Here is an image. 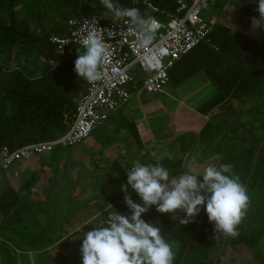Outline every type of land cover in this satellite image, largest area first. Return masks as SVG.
<instances>
[{
    "label": "trees",
    "instance_id": "obj_1",
    "mask_svg": "<svg viewBox=\"0 0 264 264\" xmlns=\"http://www.w3.org/2000/svg\"><path fill=\"white\" fill-rule=\"evenodd\" d=\"M120 3L139 8L142 14H151L160 22L175 14L177 8L175 0H120ZM227 3L234 4L250 18L258 17L252 0H214L211 4L213 16L219 15ZM147 4H152L157 11ZM92 15L109 13L100 0H0V152L3 147L15 150L28 144L52 140L68 130L73 121L75 101L84 95L88 82L79 79L73 70L77 47L73 55H59L49 39L67 35L70 20ZM207 38L208 45L200 43L168 71V83L178 85L198 70H204L217 88V94L206 103L205 109L218 107L221 114L226 113L223 124L229 125L230 122H237L238 111L247 105L248 96L264 86V27L255 39L242 31L214 23ZM127 89L130 93L135 91L133 85ZM246 133L242 137L234 135L233 131L223 135L218 148L221 154L222 145L230 136L231 139L248 143L247 147L238 149L236 144L230 142L231 139L228 140L221 162L232 165V172L243 185L257 152L255 144L261 141L264 128L258 136ZM188 149L189 145H184L181 152ZM141 162L157 161L146 158ZM159 162L169 169L170 179L183 172L181 158L166 157ZM129 164H122L120 160L110 164L109 175L118 181L119 187L115 192L103 196L104 204L112 206L109 211L129 213L123 199L125 193L121 192V185L127 181ZM255 184L264 185V146L246 191ZM131 191L129 188L128 192ZM132 199L139 202L134 193ZM90 201L81 206L78 201L70 205L59 214V219L65 213L74 216L83 207L89 206ZM16 202V193L7 182L0 193V215L3 220L0 224V248L5 252V264H18V251L42 250L61 239L57 234L55 237L47 236L46 228L35 230L34 227L32 230L39 211L16 207ZM30 211L31 215L28 214ZM201 212L186 225L171 219L169 214L157 213L155 207L150 208L142 218L161 227L165 239L177 244L173 264H180ZM57 224H50V229L61 231L63 225L56 228ZM237 232L235 237L227 236L221 256L227 246L245 247L253 259H258V244L264 238V227L245 233L239 224ZM223 236V233L214 232L213 225L204 214L183 264H212ZM68 241L69 238H65V244ZM69 256L64 257L63 264H67ZM220 261L219 258L217 264Z\"/></svg>",
    "mask_w": 264,
    "mask_h": 264
},
{
    "label": "clouds",
    "instance_id": "obj_2",
    "mask_svg": "<svg viewBox=\"0 0 264 264\" xmlns=\"http://www.w3.org/2000/svg\"><path fill=\"white\" fill-rule=\"evenodd\" d=\"M114 22H122L135 32L139 46L149 48L156 35L158 20L151 14H142L139 8L128 7L120 0H100ZM258 17L252 18L256 27H264V0H252ZM155 11L152 4L148 5ZM70 20L69 24H75ZM112 33L99 24L95 15L84 18L78 36L74 72L77 77L93 84L102 79V64L109 55L104 33ZM126 184L121 192L128 214L107 211V217L81 238V264H173L172 244L162 235L161 227L145 221L142 216L155 207L157 213L185 217L179 223L186 225L203 210L214 232L237 236L249 205V196L232 165L209 164L202 175L185 171L170 179V171L157 160L155 163L132 161L126 172ZM131 188V193L128 189ZM139 198L134 202L132 194ZM112 207V206H111Z\"/></svg>",
    "mask_w": 264,
    "mask_h": 264
},
{
    "label": "crops",
    "instance_id": "obj_3",
    "mask_svg": "<svg viewBox=\"0 0 264 264\" xmlns=\"http://www.w3.org/2000/svg\"><path fill=\"white\" fill-rule=\"evenodd\" d=\"M207 10L208 8L205 11ZM225 14L226 12L222 10L219 15L207 16L208 18L205 19L240 31L236 26H230L224 22ZM228 22L234 21L229 20ZM259 28L262 30V27ZM242 32L247 34V31L243 30ZM247 35L257 39V36L252 34ZM184 82L192 85L193 91L188 95L194 94V96H198L202 93V95L204 94V98L195 107L188 106L182 100H179L177 102V109L172 114L166 109L161 110L159 108L158 110H154L153 108H146V105L148 107L149 104H146L145 100L160 98L165 93L147 94L142 91H134L137 95L131 93L129 100L111 113L102 125L103 136L108 145L105 147L106 150L103 154L97 152L96 155L92 154L90 159L86 160V164H91L93 168L91 175H95L96 178L98 175L95 173V170H109L110 164L115 160H120L122 164L130 163L131 167L132 163L130 160L143 161L146 158H152L157 161L166 157L173 159L181 158L183 172L190 171L197 175H202L204 168L209 164L218 165L220 157L218 148L223 135L219 128L223 125L222 121L224 118L222 117L226 113L221 114L218 107L211 110L205 109L206 103L217 94V88L209 80L204 70H198L178 85ZM180 108L181 111H179ZM119 133V140L113 143V137H117ZM184 145H189V149L182 153L181 147ZM57 150L18 161L0 176V193L8 182L17 196L16 207L25 209L35 208L39 211L35 216L36 224L31 227L32 230L34 227L35 230H39L40 228H47L52 223H58L60 220L59 214L77 202L74 196L76 193L73 191V194H69L66 184L61 188H59V184L60 182L65 183L66 173H68V176L73 177L71 175L73 172L74 176L75 174L77 176L80 174L81 176L82 172L79 167H70L68 171L66 169H61L60 171L55 165L56 159L66 161L67 157L66 159L62 157ZM84 157V154H80L79 161L84 160ZM54 165L56 166L55 168ZM60 165L65 166L63 162ZM76 177L75 179H77ZM28 179H30V182L26 183ZM75 179L73 177V180ZM105 182L107 184L105 188L108 191V186L113 184L115 180L109 175ZM52 200L57 202L56 207L59 210L54 211L52 216H49L42 207L49 204ZM96 204L99 207L96 206L97 210H93ZM88 205L89 210L93 214L83 217L84 220L81 222L83 224H92L106 218L107 211L111 208L109 204H104V197L90 201ZM169 216L173 220H180L185 217V214L182 211H178L175 214L169 213ZM2 221L0 215V224ZM78 232L80 231L67 232L62 226L61 233L59 234V237H61L60 242L37 252L18 251L17 253L29 256V259L25 261L27 264H43V261L39 260L37 256L50 251L56 257L53 264H63L64 257L66 256L65 249H70L67 247L69 243L65 244V238L68 237L70 242L75 235H78ZM171 244L175 246V251L177 244Z\"/></svg>",
    "mask_w": 264,
    "mask_h": 264
},
{
    "label": "built area",
    "instance_id": "obj_4",
    "mask_svg": "<svg viewBox=\"0 0 264 264\" xmlns=\"http://www.w3.org/2000/svg\"><path fill=\"white\" fill-rule=\"evenodd\" d=\"M213 1L175 0L176 13L169 15L166 21H158L155 39L149 48L140 47L137 34L129 31L122 22H114L110 14L95 15L100 26L112 30V33H104L109 55L102 64V79L88 83L84 95L75 101L73 121L65 133L55 139L15 150L3 147L0 152V175L18 161L80 144L129 100V85H133L135 91L147 94L164 93V87L169 82L168 71L175 63L200 43L209 44L207 34L215 22L206 20L202 12ZM90 17L72 19L76 23L69 24L67 35L50 37L49 41L59 55H73L74 48L80 47L78 36L74 34L83 27L84 18Z\"/></svg>",
    "mask_w": 264,
    "mask_h": 264
},
{
    "label": "rangeland",
    "instance_id": "obj_5",
    "mask_svg": "<svg viewBox=\"0 0 264 264\" xmlns=\"http://www.w3.org/2000/svg\"><path fill=\"white\" fill-rule=\"evenodd\" d=\"M223 11L226 12L224 22H226L230 26H236V28L240 29V31H247V34H252L254 36H257L258 38L261 28L254 26L252 23V18L242 13V11L239 8H236L234 4L227 3ZM213 12L214 11L212 6H209L207 11L202 12V15L204 18H208L207 16H213ZM229 20H232L234 22L230 23L228 22ZM192 91V85L188 84V82H184L181 85H173L169 83L164 87V96H160V98L156 99H149L148 101L145 100L144 102H146V104H149L148 107L146 105V108H153L154 110H158L159 108H161V110L166 109L172 114V112L177 109V102L179 100H182L188 106L193 107H195L201 100H203L204 94L202 95V93L198 96H194V94L188 95ZM134 95H137L136 92L134 93ZM247 100V105L242 107L238 111L240 113L238 114V117L236 119L237 122H230L229 125L223 124L219 128L221 134L226 135L230 134V132L233 131L234 135L242 137L243 134H247V131L249 134H253L254 136L260 135V132H262L264 128V86L253 91L248 96ZM153 109H151V111H153ZM179 111H181V108ZM222 122L224 123V119ZM102 128V126L96 128L87 139L83 140L80 144L73 148H58L57 150V152H59L62 157H64L65 159L67 157L66 161L56 159L55 165L60 171L61 169H66V171H68L70 170V167H79L82 172L81 176L80 174L79 176H77L76 174L74 176V172L71 174L74 179L77 176V179L75 180H73V177L68 176V173H66L67 176L65 179V183L60 182L59 184V188L63 187V185L66 184L69 194H73V191L74 193H76V195L74 196L76 197L78 205L80 206L83 203L88 202L89 200L95 201V199L103 197L104 194H108L111 192L113 193L118 187V181L113 178L115 182L109 185L110 187L108 186L110 192L109 190L107 191V189L105 188L107 185L105 181L109 176V171L107 169L95 170V173H97L98 175L95 178V175H91V170H93L91 164H86V160L90 159V156L92 154L96 155L97 152L103 154L106 150L105 147L108 145V143L105 142V137L103 136L104 132ZM119 135L120 133L117 135V137H113V143L119 140ZM230 142L236 144L238 149L248 146V143L245 140L241 139H231ZM80 154L85 155V157L83 158L84 160H82L81 162L79 161ZM61 162H63L65 166L60 165ZM55 165L54 168L56 167ZM247 194L249 196V205L246 210V214L240 223L242 226V230L245 233H249L257 227H264V185L255 184L253 186H250L247 190ZM56 206L57 202L52 200L49 202V204L42 208L49 216H52L54 211L59 210ZM96 206L97 204L95 205L93 210H97V207L99 206ZM31 211L28 213L29 215L32 214ZM90 214L93 213H91V210H89V206H87L71 217L69 216L70 214L65 213L58 221L56 228H60L62 224L65 231L67 232L80 231L78 232V235H75V237H73L70 242L68 241L69 245L67 247L70 249H65V254L70 255L68 257L67 264H81V254L79 249L81 247V238L83 236V233L88 231L90 228L92 229L94 226L99 225L101 222V220H98L96 222H93L92 224L81 223L82 220H84L83 217H87ZM69 219H71V222L69 221V223L66 224ZM60 233V230L56 231L54 228L50 229V226L46 228L47 236L55 237L56 234L59 235ZM172 246L174 251L175 246ZM258 252L259 258L253 259L251 255L246 251L245 247L241 248L227 246L224 254L220 257V264H264V238L258 244ZM37 258L39 260H42L43 264H53V261L55 262L56 260L55 255L53 253H50V251L37 256ZM26 259H29V256L16 252V260L18 264H27L25 262ZM0 264H5V252L1 248Z\"/></svg>",
    "mask_w": 264,
    "mask_h": 264
},
{
    "label": "water",
    "instance_id": "obj_6",
    "mask_svg": "<svg viewBox=\"0 0 264 264\" xmlns=\"http://www.w3.org/2000/svg\"><path fill=\"white\" fill-rule=\"evenodd\" d=\"M231 138H232V136L228 137V138L224 141V143H223V145H222V150H221V154H220V157H219L218 165L221 164V162H222V160H223V158H224L226 144H227L228 140H230ZM255 145H256V147H257V152H256V154H255V156H254V160H253V162H252V165H251V167H250V170H249L248 176H247L246 181H245V184H244L245 189L247 188L248 182H249V180H250V178H251V175H252L253 169H254V167H255V165H256V162H257V160H258V157H259L260 151H261V149H262L263 146H264V134H263V136H262L261 141H260L259 143L255 144ZM204 214H205V212L202 210V212H201V214H200V217H199V219H198V222H197V224H196V227H195V229H194V232H193V234H192V237H191V239H190V241H189V244H188V246H187V248H186V250H185V252H184V254H183V257H182V259H181V261H180V264H183V262H184V260H185V257H186V255H187V252H188V250H189V247H190L191 243L193 242V239H194V237H195V235H196V233H197V231H198V229H199V227H200V225H201V222H202V220H203V216H204ZM227 236H228V235H225V234H224V236H223V238H222V240H221V243H220V245H219L218 251H217V253H216V255H215V258H214L212 264H217V262H218V260H219V258H220V256H221V254H222L223 248H224V246H225Z\"/></svg>",
    "mask_w": 264,
    "mask_h": 264
}]
</instances>
